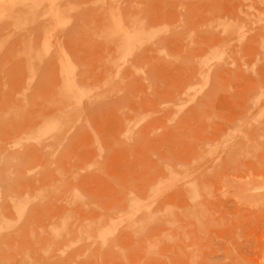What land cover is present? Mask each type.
Segmentation results:
<instances>
[{
	"label": "rangeland",
	"instance_id": "1",
	"mask_svg": "<svg viewBox=\"0 0 264 264\" xmlns=\"http://www.w3.org/2000/svg\"><path fill=\"white\" fill-rule=\"evenodd\" d=\"M0 264H264V0H0Z\"/></svg>",
	"mask_w": 264,
	"mask_h": 264
},
{
	"label": "bare ground",
	"instance_id": "2",
	"mask_svg": "<svg viewBox=\"0 0 264 264\" xmlns=\"http://www.w3.org/2000/svg\"><path fill=\"white\" fill-rule=\"evenodd\" d=\"M56 14V13H55ZM58 19V18H57ZM55 20V19H54ZM115 23V22H114ZM120 30V24H118V23H116V24H114V31H119ZM127 36V35H126ZM127 39V38H126ZM132 40V39H131ZM129 42H131V41H129ZM72 82H67L66 84H65V89L66 90H68V91H70L72 88H74L75 89V87H73V85L71 84ZM52 122H54V121H52ZM46 126V125H45ZM54 126H51L50 127V129L51 128H53ZM118 218V217H117ZM101 224V223H100ZM99 224V225H100ZM104 224V226H105V224H107V223H103ZM130 224H131V222H130ZM94 225H96V224H94ZM111 225V224H110ZM107 226V225H106ZM115 226V225H114ZM91 228H92V226H90ZM100 227V226H99ZM99 227H95L96 229H97V236H98V238L99 239H101V240H104L105 238H106V236L108 235V233H109V230L108 229H102V230H100L99 229ZM91 228H90V230H91ZM101 228H103V226H101ZM93 230H95L94 228H92V232H93ZM113 230V229H112ZM111 231V230H110ZM114 232H116V230H115V227H114ZM94 233V232H93ZM94 235H95V233H94ZM94 235L92 234V237H94ZM95 238V237H94ZM110 240H112V237L110 238ZM109 240V241H110ZM71 241V240H70ZM98 241V240H97ZM105 241V240H104ZM108 240H107V242H109ZM71 242H73V241H71ZM100 242V241H99ZM106 244V243H105Z\"/></svg>",
	"mask_w": 264,
	"mask_h": 264
}]
</instances>
